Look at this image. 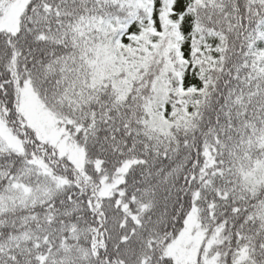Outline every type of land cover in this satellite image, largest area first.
I'll return each instance as SVG.
<instances>
[{"label":"snow or ice","instance_id":"1","mask_svg":"<svg viewBox=\"0 0 264 264\" xmlns=\"http://www.w3.org/2000/svg\"><path fill=\"white\" fill-rule=\"evenodd\" d=\"M0 264H264V0H0Z\"/></svg>","mask_w":264,"mask_h":264}]
</instances>
